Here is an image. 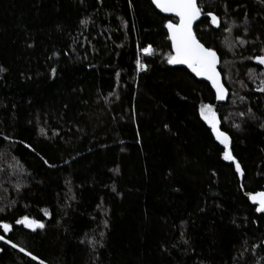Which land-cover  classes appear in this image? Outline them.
<instances>
[{"label": "trees", "instance_id": "trees-1", "mask_svg": "<svg viewBox=\"0 0 264 264\" xmlns=\"http://www.w3.org/2000/svg\"><path fill=\"white\" fill-rule=\"evenodd\" d=\"M198 3L223 103L151 0H0V264H264V7Z\"/></svg>", "mask_w": 264, "mask_h": 264}, {"label": "snow or ice", "instance_id": "snow-or-ice-1", "mask_svg": "<svg viewBox=\"0 0 264 264\" xmlns=\"http://www.w3.org/2000/svg\"><path fill=\"white\" fill-rule=\"evenodd\" d=\"M83 2V0H81ZM153 3L156 4L158 8L163 12L173 13L175 16L179 17V22L174 24L171 21L167 23V28L170 33V39L172 40L173 47L175 49V55L169 56L168 63L170 64H179L186 65L196 76H202L208 81H210L213 87L216 90V98L223 100L227 95V90L224 88L223 84L220 82V73L217 71V65L220 63V58L217 55V52L211 47H205L193 33V22L200 18L203 9L198 3V0H153ZM262 7H264V0H257ZM225 12H227V4H224ZM206 17L211 18V23L220 26V18L215 15L213 12L209 11L204 13ZM82 23L87 24L88 21L84 20ZM228 32H231L232 29L227 28ZM240 44L246 43L244 39H240ZM145 53H150L152 51L151 46L144 49ZM261 51H264L262 49ZM249 59H253L249 57ZM255 60L258 64L264 65V55H259L255 57ZM141 68H145V65L141 64ZM5 71L3 67H0V72ZM55 74V69L52 70ZM118 75V74H117ZM258 91L264 92V80H261V86L257 88ZM243 99V97H241ZM201 115L204 119L210 124L213 131L216 133V138L220 144L224 145L225 149H229L231 143L230 137L223 131H220L217 128V121L215 112H213L211 105L207 106V111L201 110ZM241 116L245 115L240 113ZM167 127V126H165ZM238 129L240 125H235ZM260 127L264 128V124H261ZM43 133V129H41ZM224 159L228 161L235 162L236 171L243 175L241 165L236 158L231 154V151H225ZM251 200L258 204V208L255 209L259 212H264V192H257L254 195H251ZM3 211V209H0ZM17 223H30L35 225L37 228H43L44 225L37 221H30L28 217H24L23 220L17 221ZM3 228L8 230L10 225L4 224ZM35 230V228H33ZM0 240H4L3 236H0ZM5 243H11L10 240H5ZM94 243V242H93ZM187 243V241H185ZM12 247H17L15 244H12ZM21 252L24 251L23 248L19 249ZM4 249L0 248V252H3ZM31 256L32 254L26 253ZM32 259H36L35 256H32ZM40 264H44L43 261Z\"/></svg>", "mask_w": 264, "mask_h": 264}, {"label": "water", "instance_id": "water-1", "mask_svg": "<svg viewBox=\"0 0 264 264\" xmlns=\"http://www.w3.org/2000/svg\"><path fill=\"white\" fill-rule=\"evenodd\" d=\"M152 2H153V0H151ZM154 4V6H155V8L162 14V15H164L165 17H168V18H173V19H176L177 20V23L179 22V17H177V16H175L173 13H168V12H163V11H161V9L160 8H158L157 6H156V4L155 3H153ZM201 18H202V14H201V16H200V18L199 19H197L196 21H194L193 22V26H192V28H193V33L195 34V27H196V25L201 21ZM174 24H176V23H174ZM168 34H169V38H170V33H169V30H168ZM196 36V35H195ZM170 42H171V46H172V52H173V56L175 55V49H174V47H173V44H172V40L170 39ZM176 65H178V66H181V67H183V68H186V69H189L186 65H179V64H176ZM219 65V64H218ZM218 65H217V71L220 73V71H219V68H218ZM200 77V79L201 80H203V81H205V82H207L208 84H210L211 85V87L213 88V90L215 91V93H216V90H215V88L213 87V85H212V83L210 82V81H208L207 79H205L204 77H202V76H199ZM220 82L223 84V86H224V88L227 90V88L225 87V85H224V81H223V78H222V76H221V74H220ZM228 99V91H227V95H226V97H225V99H223V100H220V99H217V101L219 102V103H223L224 101H226ZM209 124V123H208ZM209 126H210V124H209ZM211 127V126H210ZM217 128L221 131V128H220V126L217 124ZM212 129V128H211ZM213 130V129H212ZM213 133H214V135H215V137H216V133L213 131ZM217 139V138H216ZM231 140V139H230ZM218 141V140H217ZM219 142V141H218ZM220 143V142H219ZM231 143H232V141H231ZM231 143H230V145H229V147L231 146ZM222 145V144H221ZM224 146V145H223ZM241 175V174H240ZM241 177H242V175H241ZM28 229V228H27Z\"/></svg>", "mask_w": 264, "mask_h": 264}, {"label": "rangeland", "instance_id": "rangeland-1", "mask_svg": "<svg viewBox=\"0 0 264 264\" xmlns=\"http://www.w3.org/2000/svg\"><path fill=\"white\" fill-rule=\"evenodd\" d=\"M202 109L204 110V111H207V106H203L202 107ZM212 110H213V112H215V115H216V121H217V124H218V122H219V120H218V116H217V114H216V111H215V108H213L212 107ZM219 125V124H218ZM227 151H229V150H227ZM31 220H29V222H30ZM20 224H23L26 228H28V229H33V228H37V227H35V225H31L30 223H20Z\"/></svg>", "mask_w": 264, "mask_h": 264}, {"label": "flooded vegetation", "instance_id": "flooded-vegetation-1", "mask_svg": "<svg viewBox=\"0 0 264 264\" xmlns=\"http://www.w3.org/2000/svg\"><path fill=\"white\" fill-rule=\"evenodd\" d=\"M6 231L9 232L10 231V228L8 230H6Z\"/></svg>", "mask_w": 264, "mask_h": 264}]
</instances>
